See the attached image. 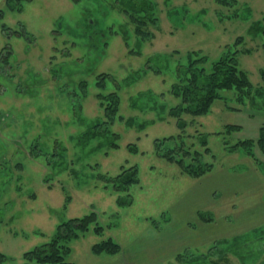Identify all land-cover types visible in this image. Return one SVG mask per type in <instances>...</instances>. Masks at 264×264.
<instances>
[{"label":"rangeland","instance_id":"rangeland-1","mask_svg":"<svg viewBox=\"0 0 264 264\" xmlns=\"http://www.w3.org/2000/svg\"><path fill=\"white\" fill-rule=\"evenodd\" d=\"M153 1L158 25L149 26L154 35L139 41L138 49L132 25L106 0H0V252L15 263L50 240L62 221L94 211L103 232H94L91 223L67 240V260L74 264H264V154L255 146L259 165L243 150L225 148L256 139L264 126L263 36L249 34L264 0L225 6L216 0ZM86 19L94 25L88 28ZM126 29L127 42L121 35ZM238 36L244 50L238 63L251 81V96L242 105L234 90L223 89V99L206 114H183L185 149L213 163L191 178L164 157L167 147L157 151L153 144L156 137L180 133L168 114L178 102L169 91L175 65L191 50L214 61ZM155 54L160 57L150 63L160 72L147 67ZM135 70L140 75L125 84ZM102 72L119 82V114L134 121L115 118L109 125L118 135L115 148L96 147L103 138L77 143L103 118L97 93L116 89L111 80L97 86ZM145 119L152 123L138 129ZM227 123L240 129L226 133ZM199 133H206L211 153ZM183 157L194 161V155ZM133 165L138 180L124 187L123 179L110 180ZM198 211L208 213L204 220ZM108 237L119 243L118 252L92 251Z\"/></svg>","mask_w":264,"mask_h":264},{"label":"trees","instance_id":"trees-1","mask_svg":"<svg viewBox=\"0 0 264 264\" xmlns=\"http://www.w3.org/2000/svg\"><path fill=\"white\" fill-rule=\"evenodd\" d=\"M106 1H108V5H110L109 7H111L112 10L116 9L123 13L126 17V23L132 25V33L138 40V49L140 45L139 41L148 40L153 37L154 34L149 26L157 27L158 25L157 8L156 3L153 0ZM230 1L231 0H216L221 6H225L226 3H230ZM233 3H236V0ZM0 13L1 18V10ZM232 15H237V13H233ZM126 23L124 22V24ZM85 25L89 28L94 25V23L91 24L86 19ZM1 28L3 30L9 29L5 24H1ZM16 32L21 34L18 31ZM128 32L127 29L122 30L121 35L125 42L128 41ZM249 34L254 36L259 34L260 36H263L261 45L264 53V13L260 20L252 23L249 28ZM242 42L243 37L238 36L230 46L229 44L227 45V48L222 55L216 60L210 62L207 55L200 53L199 51L191 50L185 54L184 63L178 62L175 65V81L171 84L169 91L178 99V102L169 107L168 114L175 118V125L180 133L160 138L156 137L153 144L154 149L157 151L158 149L161 150L162 147H167L168 150L164 152V157L169 162L176 163L181 172L191 178H198L206 172H209L213 167V163L203 160L200 151L194 150L193 152H190L189 149H185L182 131L186 128V121L183 118V114H189L192 116L206 114L216 99H223V96L220 93L223 89L234 90L236 101L242 105L245 103V100L251 96V81L247 73L241 69L238 63L237 54L244 51L239 48V44ZM138 49L137 51H139ZM5 50L7 53L5 54V59H7L12 50L10 47ZM159 57V54H155L154 58L148 57V70L153 69L156 72H160V70L153 68L150 63L151 60H155V58L157 59ZM260 72L263 77L264 66L260 69ZM140 73L139 70H135L133 75L126 76L123 79V82L125 84H130L140 75ZM100 77L101 78L96 82L98 87L102 89L105 88V80H111L115 84L116 89L107 93H97L100 106L103 108V118L95 119L81 134L77 143L84 145L89 142L90 138H103L102 142H99V145L96 147L105 144L108 148H115L117 147L116 139H118V135L117 132L111 130L109 125L115 120V118L124 120L126 124L130 125L134 121L123 118V116L119 114V94L117 93V89L120 87L119 82H117L114 76L108 72H102ZM79 86L80 88H86V82L81 80ZM142 95H144V93H141V96ZM156 106L157 105L153 104L152 108L155 109ZM227 107L230 109H238L237 107H232L230 105H227ZM161 109H164V106L161 108L159 106V110ZM149 123H152L150 119L142 120L138 124V129H144ZM236 129H240L238 124L227 123L224 126V132L226 133H231ZM199 138L200 143L205 146V152L211 153L210 147L207 146L206 133H199ZM177 143H181V145H179V148L175 149ZM126 146L131 152L137 151V145L135 143H128ZM255 146H258L260 151L264 154V126L259 128L258 137L256 139L245 138L238 140L233 144L225 143V148L228 151L231 152L236 149L243 150V152L253 158L257 164L261 165V162L257 159L254 153ZM187 155H194V161L190 163L185 162L183 156ZM137 174V166L133 165L127 169L124 168L121 173L114 178H110V180L121 183V179H123L122 184L124 187L125 183L131 180H138ZM103 176L105 177V175L99 174V177L104 178ZM206 214L208 213H202L201 211L197 212L198 217H201L202 220H204L203 215ZM96 219L97 213L90 211L82 216H74L62 221L58 224L56 231L50 240L24 251L23 262L21 264H74L72 261L67 260V256L71 250L67 240L83 234L88 230L91 223L95 224L93 227L94 232L98 234L102 233L104 228L102 225L97 224ZM91 249L95 253L105 252L114 254L119 251L120 245L114 239L108 237L94 243ZM6 262H8V264H18L15 263L12 258L0 252V264H5Z\"/></svg>","mask_w":264,"mask_h":264},{"label":"bare ground","instance_id":"bare-ground-1","mask_svg":"<svg viewBox=\"0 0 264 264\" xmlns=\"http://www.w3.org/2000/svg\"><path fill=\"white\" fill-rule=\"evenodd\" d=\"M181 53V52H180ZM135 79V78H134ZM258 147V146H257Z\"/></svg>","mask_w":264,"mask_h":264},{"label":"crops","instance_id":"crops-1","mask_svg":"<svg viewBox=\"0 0 264 264\" xmlns=\"http://www.w3.org/2000/svg\"><path fill=\"white\" fill-rule=\"evenodd\" d=\"M257 133V132H256Z\"/></svg>","mask_w":264,"mask_h":264},{"label":"flooded vegetation","instance_id":"flooded-vegetation-1","mask_svg":"<svg viewBox=\"0 0 264 264\" xmlns=\"http://www.w3.org/2000/svg\"><path fill=\"white\" fill-rule=\"evenodd\" d=\"M18 34V33H17Z\"/></svg>","mask_w":264,"mask_h":264}]
</instances>
